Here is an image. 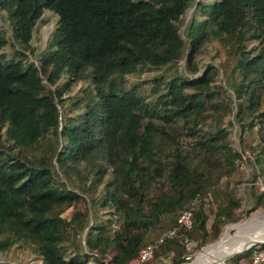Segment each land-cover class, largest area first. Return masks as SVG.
<instances>
[{
    "label": "trees",
    "instance_id": "trees-1",
    "mask_svg": "<svg viewBox=\"0 0 264 264\" xmlns=\"http://www.w3.org/2000/svg\"><path fill=\"white\" fill-rule=\"evenodd\" d=\"M0 9L11 37L4 49L0 31V252L17 243L38 264H122L195 200L189 228L158 243L150 264L187 262L182 235L195 249L235 220L233 121L255 128L244 189L246 203L264 206V0H0ZM45 9L56 20L36 51L30 37ZM210 29L228 47L218 84L217 67L195 74ZM180 58L191 75L176 70ZM154 68L162 72L148 81L125 77ZM228 112L224 126H197ZM39 141L37 158L20 152ZM258 248L220 264H252Z\"/></svg>",
    "mask_w": 264,
    "mask_h": 264
},
{
    "label": "rangeland",
    "instance_id": "rangeland-1",
    "mask_svg": "<svg viewBox=\"0 0 264 264\" xmlns=\"http://www.w3.org/2000/svg\"><path fill=\"white\" fill-rule=\"evenodd\" d=\"M189 16V9L186 10L183 14L180 16V22L178 24L179 29L182 30V28L185 26L187 18ZM5 13L2 9H0V31L3 32L4 37L6 38V44L4 45V49H8V44L11 42V37H10V31L8 29V26L4 20ZM56 20V16L53 12L50 10H43L39 18L35 21L32 34L30 37V44L31 46L37 51L40 50L41 48L44 47L45 42L49 36V33L54 27ZM246 48L251 49L254 46V41L249 39L245 42ZM228 47L226 44H220L218 39L214 37L213 31L210 29L209 36L208 38L202 43L201 47L199 48V51L195 55L194 59L196 61V64L198 66V70L195 74L199 72H206L210 68L217 67L218 72L210 83H217L218 81L221 80L223 71L221 70V65L222 61L226 59L227 57V52ZM208 65V66H206ZM175 68L178 72H181L183 75H191L190 73L187 72L185 68V63L183 58L178 59L175 62ZM162 72L161 68L158 69H150V70H145V71H140V72H132V73H127L125 74V77L127 78L128 82L135 81V80H150V78L155 75ZM194 75V74H193ZM82 81H77L71 85L72 92L77 89L79 85H82ZM148 86H145V93H147ZM236 99L233 98V101ZM263 100H264V95H263ZM233 111V109H232ZM228 118H231V113H225L222 115L220 122H216L212 119V115L206 114L203 118H201L197 126H200L201 128H208V129H215L220 126L226 125V120ZM157 121V119H155ZM228 128V134L227 138L229 141V144L231 145L232 148L236 149L241 153V158L240 161L237 162V168L235 172L229 177L228 180L231 181V183L235 184L237 186V191L236 195L239 197V206L234 210V215H235V220L230 221V222H238L236 224H230L225 227H222L221 225L219 227L218 234L221 236V234L228 230L234 228L236 225L242 223L245 219L250 218L255 212L258 210H264L263 207L256 206L249 202L246 203V192H245V185L251 183L250 181V175H249V166L244 162L245 157H250L252 154L250 152V149L248 148V145H254L257 142V136L255 133V128H252L250 130H244L243 132H240L235 121H233V124L230 126H227ZM42 142H35L32 145L22 147L20 149V152L25 155L28 158L34 159L37 158L42 154ZM59 179L64 180L63 176L61 174H58ZM227 181L225 176H222L219 181L216 183L218 188H221L222 185ZM67 185H71V180L67 179L66 181ZM256 185H260L259 181H254ZM213 202H209L208 206L205 207V211L208 215L207 218V225L210 221L211 218V209L213 206ZM71 210V207L66 208L61 214L62 215H67L68 212ZM105 211V210H104ZM99 212V209H98ZM228 223V222H227ZM222 227V228H221ZM227 227V228H226ZM260 227L262 231L264 232V227ZM221 229V231H220ZM220 232V233H219ZM217 234V236H218ZM150 236V234H149ZM217 236L215 238H217ZM212 239H205L197 248L187 247L189 248V252L187 253L188 258H186L185 261L186 263L191 262L194 260L195 255L199 252H197L195 255L194 252L199 249L200 246L204 245L205 243H210L213 242ZM220 238V237H219ZM215 241V240H214ZM194 240L192 241V245H194ZM212 244V243H211ZM259 244H254L252 246H258ZM207 246V245H206ZM205 247V246H204ZM203 248V247H202ZM167 257H163L162 259H159L158 257L153 260L152 264H165L168 262ZM249 260V257H241L237 261L238 264H246L247 261ZM0 261L4 262H9V263H14V264H38L39 260L38 258L34 257L31 253L27 251V248L14 243L11 245L7 250L0 252ZM260 264V263H258Z\"/></svg>",
    "mask_w": 264,
    "mask_h": 264
},
{
    "label": "bare ground",
    "instance_id": "bare-ground-1",
    "mask_svg": "<svg viewBox=\"0 0 264 264\" xmlns=\"http://www.w3.org/2000/svg\"><path fill=\"white\" fill-rule=\"evenodd\" d=\"M236 223L238 222L228 223L225 226ZM261 226L264 227V210H258L234 228L224 231L215 241L207 243L196 250L193 255L199 252L195 255L194 260L181 264H214L220 262L224 260L226 254L236 248L241 240H264V232L260 229Z\"/></svg>",
    "mask_w": 264,
    "mask_h": 264
},
{
    "label": "built area",
    "instance_id": "built-area-1",
    "mask_svg": "<svg viewBox=\"0 0 264 264\" xmlns=\"http://www.w3.org/2000/svg\"><path fill=\"white\" fill-rule=\"evenodd\" d=\"M210 194L207 193V199L203 201V206H208L210 202ZM195 200L188 203L185 207L181 208L174 217V224L171 227L161 230L158 235L151 241L144 242L141 244L135 254L130 256L122 264H150L151 257L154 248L158 243L162 242L165 237H172L175 235L177 229L185 230L190 226L191 211L194 206ZM182 243L185 247H190L192 242L182 235ZM188 255H184V258H187ZM159 259H162V256H158ZM251 263L264 264V248H258L252 251L251 254Z\"/></svg>",
    "mask_w": 264,
    "mask_h": 264
},
{
    "label": "water",
    "instance_id": "water-1",
    "mask_svg": "<svg viewBox=\"0 0 264 264\" xmlns=\"http://www.w3.org/2000/svg\"><path fill=\"white\" fill-rule=\"evenodd\" d=\"M261 243H264V240H256V239H252V240H249V239H243L241 240L240 242H238V244L236 245V248H234V250H232L231 252H229L228 254H226L225 258H228L230 256H232L233 254L235 253H238V252H241L243 251L244 249L254 245V244H261ZM201 247V246H200ZM199 247V248H200ZM224 260L220 261V262H216L214 264H220V263H223ZM183 262V261H182ZM180 263V262H179ZM14 264V263H12ZM178 264V263H177Z\"/></svg>",
    "mask_w": 264,
    "mask_h": 264
}]
</instances>
